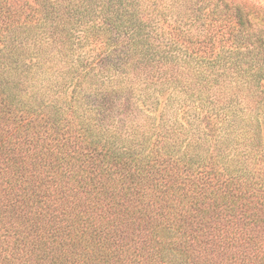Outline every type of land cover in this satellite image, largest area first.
I'll use <instances>...</instances> for the list:
<instances>
[{
  "label": "trees",
  "instance_id": "obj_1",
  "mask_svg": "<svg viewBox=\"0 0 264 264\" xmlns=\"http://www.w3.org/2000/svg\"><path fill=\"white\" fill-rule=\"evenodd\" d=\"M0 264H264V10L0 0Z\"/></svg>",
  "mask_w": 264,
  "mask_h": 264
},
{
  "label": "rangeland",
  "instance_id": "obj_2",
  "mask_svg": "<svg viewBox=\"0 0 264 264\" xmlns=\"http://www.w3.org/2000/svg\"><path fill=\"white\" fill-rule=\"evenodd\" d=\"M251 8H262L264 10V0H246Z\"/></svg>",
  "mask_w": 264,
  "mask_h": 264
}]
</instances>
